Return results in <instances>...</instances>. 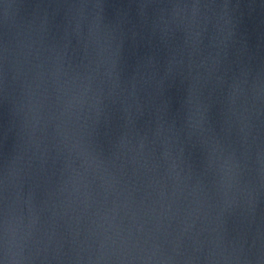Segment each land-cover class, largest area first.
I'll list each match as a JSON object with an SVG mask.
<instances>
[{"label": "water", "instance_id": "obj_1", "mask_svg": "<svg viewBox=\"0 0 264 264\" xmlns=\"http://www.w3.org/2000/svg\"><path fill=\"white\" fill-rule=\"evenodd\" d=\"M0 264H264V0H0Z\"/></svg>", "mask_w": 264, "mask_h": 264}]
</instances>
